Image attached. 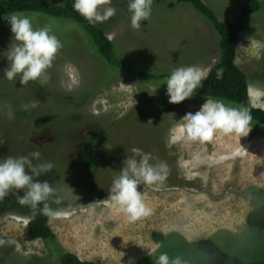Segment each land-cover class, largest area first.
Returning a JSON list of instances; mask_svg holds the SVG:
<instances>
[{
    "label": "rangeland",
    "instance_id": "rangeland-1",
    "mask_svg": "<svg viewBox=\"0 0 264 264\" xmlns=\"http://www.w3.org/2000/svg\"><path fill=\"white\" fill-rule=\"evenodd\" d=\"M202 1L223 22L239 20L245 2ZM257 1L260 8L245 17V27L239 33L236 63L248 77L253 105L263 108L264 0ZM126 3L127 0H112L116 14L96 25L135 72L165 73L183 65L210 70L217 61L219 35L188 3L152 0L151 15L139 29L130 26ZM24 14L31 18L33 27L49 26L63 47L47 70L45 83L21 84L18 76L9 81L3 78V69L7 67L6 50L12 34L7 16L0 19V158L39 151L42 160L53 163L54 167L37 179L47 181L64 196L59 205L54 196L47 201L53 208L64 209L62 216L50 220L64 251L95 264H129L130 260L133 264H155L161 252L170 258L180 256L187 264H208L209 256L191 244L214 236V241L229 255L245 262L264 261V229L248 227L247 217L239 212L253 209L252 195L245 191L251 186L259 187L253 183L264 181V148L248 142L262 141L255 138L261 136H254L249 127L246 136L216 135L209 142H197L198 149L189 153L186 139L172 129L175 121L186 112L197 111L204 100L186 99L170 104L166 86L118 73L107 65L88 35L73 21L41 13ZM32 101H38L36 107L31 106ZM96 128L105 129L109 137L105 141H88L99 167L86 170L78 161L81 144ZM230 139H236L229 153L236 157L230 164H235V178H229L230 166L223 169L221 176L198 165L195 166L200 170L187 169L188 160L196 156L206 161L213 157L218 165L219 159L228 157L221 153L222 148H217L219 141ZM201 146L208 154H204L206 150L202 152ZM132 147L151 153L154 163L165 161L169 175L158 190L138 186L152 214L130 223L103 200L122 161L132 155ZM244 163L251 168L249 181L240 177ZM65 184L76 197L64 195ZM17 196L18 192L12 190L0 202L16 200ZM224 199L228 201L222 202ZM185 200H189L187 211ZM259 200L264 202V197ZM222 203L238 209L239 216L233 218L236 228L224 227L225 219H219L217 211L208 216ZM205 208V214L198 212ZM30 216V211L20 204L0 208V264H59L52 261L42 240L24 239ZM155 232L165 236L155 240Z\"/></svg>",
    "mask_w": 264,
    "mask_h": 264
},
{
    "label": "clouds",
    "instance_id": "clouds-1",
    "mask_svg": "<svg viewBox=\"0 0 264 264\" xmlns=\"http://www.w3.org/2000/svg\"><path fill=\"white\" fill-rule=\"evenodd\" d=\"M111 3L112 0H73L72 9L90 24L103 23L116 14V8ZM126 7L130 14V26L139 29L141 22L147 21L151 15L152 0H127ZM6 20L12 36L6 50L7 67L3 69V78L12 81L18 76L21 84L29 81L45 83L48 79L47 70L63 47L61 41L49 26L33 27L31 18L24 13H10ZM208 71L209 69L197 65H183L172 70L164 82L168 103L180 104L191 98L202 87ZM223 71V67L216 69L217 79L223 77ZM37 103L38 101H32L31 106L36 107ZM251 119L247 107L231 106L223 99L209 97L197 111L186 112L179 121H175L176 127L172 131L182 134L187 141L204 143L216 135L246 136L250 131ZM175 138L174 135L173 139ZM130 152L132 155H127L122 161V166L107 191V198L103 201L114 206L131 223L152 214V209L145 203L143 192L138 190V186L143 184L158 190L169 175V167L165 161L152 162L151 153L140 148L132 147ZM53 167L51 161L41 159L39 151L0 158V199L9 195L12 190H22L23 194L17 196L20 205L36 209L42 204L39 211L50 220L62 216L64 209L53 208L47 201L54 196L55 203L59 205L64 196L58 194L59 190L47 181L37 179ZM64 195L76 197L67 185ZM129 264H133V261L130 260ZM155 264L187 262L180 256L170 258L166 252H161L156 257Z\"/></svg>",
    "mask_w": 264,
    "mask_h": 264
},
{
    "label": "trees",
    "instance_id": "trees-1",
    "mask_svg": "<svg viewBox=\"0 0 264 264\" xmlns=\"http://www.w3.org/2000/svg\"><path fill=\"white\" fill-rule=\"evenodd\" d=\"M180 3H188L194 11L207 20L219 35V54L217 61L210 68L207 78L202 81V87L196 90V93L189 99L205 100L206 98L223 99L231 106H244L249 109L252 117L249 127L252 129L254 136L264 138V109L255 107L252 103L249 93L248 77L236 63L237 46L239 33L245 27V17L257 11L260 4L257 0H245L241 18L235 22L220 21L215 13L202 0H177ZM73 0H64L62 5L56 4L49 0H0V19L10 13L34 12L47 16L71 20L76 23L89 37L91 43L97 49L99 56L103 61L115 68L118 73H124L133 78H138L147 83L164 85L166 77L170 71L135 72L127 66L122 58L117 54L114 43L109 39L107 34L96 24H90L78 13L72 9ZM174 3L170 4L173 7ZM223 67V77L216 78V69ZM108 133L103 128L93 129L81 144L79 163L83 169L96 170L99 162L96 153L90 149L88 141H105L108 139ZM19 191L18 195H22ZM245 194H251V203L253 209L247 215L246 223L248 227L264 229V202L259 200L260 196L264 197V190L260 187L251 186ZM19 204L16 200H4L0 202V208ZM30 211V219L24 230V239L26 241L42 240L49 248L52 261L59 264H95L93 262L81 261L76 255L64 251L63 247L57 240L53 232L50 219L42 215L39 211L42 204L36 209L29 205H22ZM165 235L157 232L152 234L155 240H162ZM214 236L197 240L191 244L199 252L209 256L208 264H264V261L245 262L237 257L231 256L223 251L213 239Z\"/></svg>",
    "mask_w": 264,
    "mask_h": 264
},
{
    "label": "crops",
    "instance_id": "crops-1",
    "mask_svg": "<svg viewBox=\"0 0 264 264\" xmlns=\"http://www.w3.org/2000/svg\"><path fill=\"white\" fill-rule=\"evenodd\" d=\"M264 108V107H263ZM219 136V135H218ZM255 138H258V139H261L262 141H257V140H253V139H251V140H248V142L249 143H253V142H255V143H257V144H259V146L262 148H264V138L263 137H255ZM236 140V139H235ZM235 140L233 139V140H224V141H219V145L217 146V148L218 149H220V148H222V150H223V152H221V153H225V155H228V157H226V158H221V159H219L220 160V163L217 165H215V161H213V157L211 158V159H208V161H206L205 159H203V157L202 156H196L193 160H191V161H189L188 160V164H190L189 165V167H187V169H189V168H191V169H193V168H195V169H193L192 171H196V170H200V169H202V168H204L203 170L204 171H206L205 170V168H209V169H211L213 172H215V174H218V176H221V174H222V171H223V169L224 168H226V167H228V166H230L229 168H230V170L232 171L231 172V174H230V180H232L233 178H235L234 176H235V173H234V167H235V164L233 165H230L233 161H234V159L236 158V157H234V155H230L229 156V153H230V151L232 150V148L234 147L233 146V144H234V142H235ZM209 142V141H208ZM197 145V142H190V141H187L186 140V147H187V149H188V151H189V153H191V151H192V149L194 148V149H198V146H196ZM202 147V146H201ZM203 149V147L201 148V150ZM204 151L206 150V148L205 149H203ZM203 150H202V152H203ZM195 150H193V152H194ZM210 153V152H209ZM204 154H208L207 153V150L205 151V153ZM189 158H192V155L191 156H189ZM188 158V159H189ZM244 160V162L246 161L245 159H243ZM197 161V162H196ZM195 165H198V166H200V169L199 168H196V166ZM232 166V167H231ZM234 166V167H233ZM240 167V166H239ZM240 169H241V178L244 180V181H246V180H251L250 178H251V176H252V174H251V172H249V169H251V168H247V166H246V164L244 163V164H242V166L240 167ZM264 169V168H263ZM259 172H261V170L259 171ZM258 172V173H259ZM260 174V173H259ZM264 178V177H263ZM189 179H191V178H188V180ZM192 180V179H191ZM246 182L247 184H249V182ZM253 184H256L257 186H259L261 189H263L264 190V181L263 182H260V183H253ZM221 185H222V183L221 182H219L218 183V188H220L221 187ZM224 185H225V183H224ZM187 201H189V200H185V204H186V211H187ZM193 201V200H192ZM210 201H211V199H210ZM228 200L227 199H224L222 202H227ZM229 201H230V199H229ZM240 202H241V200H240ZM190 203V202H189ZM204 203H206V201H204ZM183 207L185 208V206H184V204H183ZM207 208H205V209H200V210H198V212L199 211H203L204 212V214L206 213L205 211H207L206 210ZM184 211H185V209H184ZM210 211V210H209ZM216 211H217V213H218V218L219 219H222V220H224L223 222H225V226L224 227H226V228H232V227H235L236 228V226H234L233 225V218L234 217H237V216H239V214L237 213V211H238V209H235V208H230V206H229V204L228 205H225L224 203H222V205L220 206V208H219V210H215V209H213V211L211 210L210 211V213L208 214V216L210 215V216H213L214 215V213H216ZM251 210H247L246 209V212H242V211H239L240 213H241V215L243 214V217H247V215L249 214V212H250ZM212 212H213V214H212ZM228 218V219H227ZM231 218V219H230ZM221 220V221H222Z\"/></svg>",
    "mask_w": 264,
    "mask_h": 264
}]
</instances>
